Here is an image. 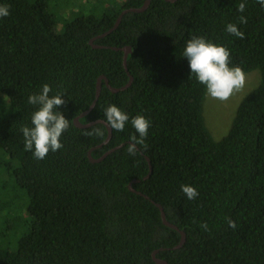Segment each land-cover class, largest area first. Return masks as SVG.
<instances>
[{
  "label": "trees",
  "instance_id": "trees-1",
  "mask_svg": "<svg viewBox=\"0 0 264 264\" xmlns=\"http://www.w3.org/2000/svg\"><path fill=\"white\" fill-rule=\"evenodd\" d=\"M68 2L66 10L61 0H0L10 11L0 18V264H164L155 251L168 264H264V7L258 0H151L99 36L144 0ZM229 23L243 39L226 31ZM192 36L227 47L230 66L260 73L218 139L205 122L206 87L182 56ZM92 38L108 47H94ZM126 45L132 83L113 92L101 79L95 106L80 118L106 121L111 104L129 115L103 144L106 124L78 127L74 118L94 101L100 76L114 87L128 82L124 51L112 48ZM44 84L50 96L65 94L58 110L70 126L63 147L37 159L34 149L25 151L21 127H33L38 106L28 97ZM137 114L151 126L147 149L137 145L133 156L127 146L138 135ZM94 127L103 136L84 134ZM92 147L94 158L116 148L92 162ZM133 179L142 194L129 188ZM182 184L199 195L188 199ZM156 203L185 232L182 246L175 248L180 231L163 222Z\"/></svg>",
  "mask_w": 264,
  "mask_h": 264
},
{
  "label": "clouds",
  "instance_id": "clouds-1",
  "mask_svg": "<svg viewBox=\"0 0 264 264\" xmlns=\"http://www.w3.org/2000/svg\"><path fill=\"white\" fill-rule=\"evenodd\" d=\"M258 3L264 7V0H258ZM245 3L238 5V11H245ZM9 6L0 5V18L9 16ZM241 24L247 23V18H239ZM226 31L231 35L244 38V32L240 31L236 24L229 23ZM189 63L190 72L194 73L200 84L206 87L207 94L213 99L227 101L235 92L243 89L246 82V75L240 66H230V50L221 44L213 43L203 36H192L185 45L182 53ZM51 87L44 84L38 94H32L28 97V103L37 105L31 117L33 127L22 125L21 131L24 137L25 151H33L37 159H44L49 151L55 152L63 147L60 137L69 128L70 121L58 108L65 104L63 91L50 96ZM106 124L111 129L123 131L126 123L129 121V115L115 104L109 105L105 109ZM131 124L138 135L131 136V142L127 146V152L130 155L137 154V145L147 149L146 138L151 126L150 119L142 114L132 117ZM85 135L103 136L101 128L94 127L91 131L85 132ZM182 192L190 200H194L198 195V190L190 184L181 185ZM228 226L236 228V222L228 219ZM201 227L207 230V224Z\"/></svg>",
  "mask_w": 264,
  "mask_h": 264
},
{
  "label": "water",
  "instance_id": "water-1",
  "mask_svg": "<svg viewBox=\"0 0 264 264\" xmlns=\"http://www.w3.org/2000/svg\"><path fill=\"white\" fill-rule=\"evenodd\" d=\"M167 1H176V0H167ZM150 2H151V0H144L143 4H142L141 6H133V7H129V8H125V9H123V10L121 11V13L119 14V16L117 17L115 24H114L109 30H107L106 32L102 33V34L99 35V36H104V35H106L108 32H111L113 29H115V28L118 26V24L120 23V21H121L123 15H124L125 13H127V12H129V11H134V12L144 11V10L147 9V7L149 6ZM96 37H98V36H96ZM93 39H94V38H92V39L90 40V42L92 43V45H93L94 47H108V46H106V45H97V44H94V43H93ZM112 48H114V49H122V50L124 51V55H123V64H124V66H125V69H126L127 72L129 73V71H128V67H127V57H128V54L131 52V47L126 45V46H124V47H122V48L114 47V46H113ZM101 79H104V80H105L107 87H108L111 91H113V92H118V91L123 90V89L127 88L128 86H130V84L132 83V80H133V76L129 73V80H128V82H127L126 84H124L123 86H120V87H114V86L110 85L109 80H108V78H107L105 75L100 76L99 79H98V82H97V88H96V96H95V99H94V101L92 102V104L90 105V107H89L87 110L81 112L78 116H76V117L74 118V123H75L76 126H78V127H88V126H90V125H92V124H94V123H96V122H103L104 124H106V121H104V120H102V119H100V120H95V121H90V122H87V123H82V122L80 121V118L83 117L84 115H86L88 112H90V110L95 106L96 101H97V98L99 97L100 92H101V87H102V86H101ZM106 126H107V129H108V136H107V138L104 140L103 144H104V143H107V142L110 140V138H111V133H112V129H111V127L108 126L107 124H106ZM101 145H102V144H99V146H101ZM116 147H118V146H116ZM116 147H115V148H116ZM115 148L110 149L109 151H107L106 153H104L102 156H100V157H98V158H94V157H92V150L94 149V148L92 147V148H90V149L88 150V156H89V158H90V160H91L92 162H97V161H100L101 159H103V158H104L109 152H111V151H112L113 149H115ZM147 159L150 160L149 157H147ZM149 162H150V161H149ZM150 169H152L151 166H150ZM136 181H138V179H133V180L129 183V188H130L132 191H136V190L133 188V186H132V183H133V182H136ZM136 192L142 194L140 191H136ZM144 196H145V197H148L147 195H144ZM156 204H157V206H158V207L160 208V210H161V216H162V220H163V222H164L166 225H168V226H170V227H173V228H175V229H177V230L180 231L181 239H180V242L175 246V248L182 246V245L184 244L185 240H186V234H185V232H184L183 230H180V229L178 228L177 225H175V224L169 222V221L167 220V218H166V214H165V211H164V209H163V206H162L160 203H156ZM155 254H156V251L153 253V258L155 259L156 262L164 263V264H168V261H167V260H165V259H161V258H158V257H156Z\"/></svg>",
  "mask_w": 264,
  "mask_h": 264
},
{
  "label": "rangeland",
  "instance_id": "rangeland-1",
  "mask_svg": "<svg viewBox=\"0 0 264 264\" xmlns=\"http://www.w3.org/2000/svg\"><path fill=\"white\" fill-rule=\"evenodd\" d=\"M71 3L68 0H61V6L65 4L66 10L69 9ZM245 75L246 82L243 89L235 92L227 101L216 100L206 94L204 117L208 129L215 139L220 138L228 131L240 100L259 82L260 73L257 70L247 72ZM16 224L19 225V223ZM9 237L13 238L11 234Z\"/></svg>",
  "mask_w": 264,
  "mask_h": 264
}]
</instances>
